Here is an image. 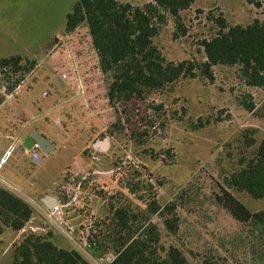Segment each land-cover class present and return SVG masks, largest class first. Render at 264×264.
<instances>
[{
	"label": "rangeland",
	"instance_id": "374dc122",
	"mask_svg": "<svg viewBox=\"0 0 264 264\" xmlns=\"http://www.w3.org/2000/svg\"><path fill=\"white\" fill-rule=\"evenodd\" d=\"M75 1L0 0V57L19 54L36 61L21 81L25 86L20 96L33 88L29 92L42 98L45 88L34 83L59 69L43 56L66 51L64 44L77 56L88 55V63L93 64L85 72L88 76L81 79L84 102L74 100L71 106L52 113L66 138L69 136L63 143L66 148L49 157L42 154L40 167L31 165L18 147L8 155V168L13 163L25 174L19 178L23 183L17 184L20 191L37 203L38 193L53 185L62 170L59 186L53 190L62 203L72 199L80 183L76 200L68 203L64 212L75 210L81 216L72 223L65 218L72 227H65L66 233L54 231L51 224L33 212L27 199L8 190L31 207L34 221L44 228L33 232L49 234L57 247L76 250L89 264H109L112 252L94 259L88 240L100 230L113 208L123 206L138 218L141 214L148 216L156 225L164 249L162 256L172 245L190 264H202L205 257L216 259L218 264H264V235L260 229L237 221L216 200L221 188H225V178L242 167L241 159L253 156L264 138V91L245 85L238 75L239 66L218 64L212 67V82L198 73L151 90L143 98L114 102L112 106L106 99L111 78L101 71L91 73L97 57L88 41L85 23L79 22L72 32L63 33L66 14ZM118 1L140 6L151 0ZM256 1L258 6L247 0H194L189 8L180 11L185 35L172 37L175 27L167 14V23L153 43L166 60L202 62L205 54L200 43L216 35V19L222 17L228 25H246L255 18L264 20V0ZM3 79L0 75L2 95ZM243 99L254 103L253 112L240 105ZM102 105L101 112L98 109ZM7 106L11 108L8 101ZM87 108L100 116L98 120ZM247 128L256 130L255 143L249 147L243 139ZM76 158L78 168H74ZM66 165L72 169L65 170ZM228 190L250 211L264 209V197L255 199L244 191ZM152 200L162 208L171 204L174 209L150 213ZM173 216L174 232L163 221ZM24 226L26 232L21 239L32 232ZM11 232L4 227L0 264H13V248L21 241L18 238L6 244Z\"/></svg>",
	"mask_w": 264,
	"mask_h": 264
},
{
	"label": "trees",
	"instance_id": "16d2710c",
	"mask_svg": "<svg viewBox=\"0 0 264 264\" xmlns=\"http://www.w3.org/2000/svg\"><path fill=\"white\" fill-rule=\"evenodd\" d=\"M258 6L256 0H247ZM194 0H151L143 5H132L118 0H77L66 14L65 31L72 32L79 22H84L91 44L98 57V66L111 80L106 90L108 104L143 98L151 90L163 89L183 77H196L199 73L213 81L212 67L218 64L239 66L238 75L250 87L264 91V20L257 18L246 25H228L222 17L216 19L218 32L212 38L202 40L205 60L195 62L184 59L177 62L166 60L153 43L167 14L172 18L175 31L173 38L186 33L180 11L190 7ZM36 61L22 55L0 58V75H3V95H8L20 85L25 74L32 71ZM240 105L253 112L252 101L239 100ZM253 128L243 131L247 147L255 143ZM242 167L225 178V188L216 195L217 202L237 221L259 228L264 235V209L252 212L228 189L244 191L250 197H264V138L252 157L241 159ZM170 212L174 206L166 205ZM155 200L149 203L150 213L163 209ZM31 207L0 187V234L3 226L20 230L30 219ZM162 215V214H161ZM165 226L176 231V218L164 217ZM100 230L89 238L90 254L100 259L112 252L109 264H190L180 251L170 245L165 252L160 246V234L148 216L133 214L120 206L111 210L110 216L100 225ZM13 264H89L76 250L57 247L49 234L27 233L15 245ZM216 259L205 257L202 264H218Z\"/></svg>",
	"mask_w": 264,
	"mask_h": 264
},
{
	"label": "crops",
	"instance_id": "0c3cea01",
	"mask_svg": "<svg viewBox=\"0 0 264 264\" xmlns=\"http://www.w3.org/2000/svg\"><path fill=\"white\" fill-rule=\"evenodd\" d=\"M63 33H66L65 27ZM63 36L66 35L62 34L61 37ZM88 41L91 43L90 35ZM64 46L65 48H67L64 52H57L53 53L52 55L47 54L46 56H43V59H45V61H49L50 64H54L59 69L56 72L54 71L55 73L51 70L54 74L51 73V75L46 76L45 79H39L34 83V85L41 84L45 88L41 93L42 98H38L36 94L29 92L33 90V88H31L29 91L26 90L25 93L20 96L18 93L25 86L24 82L18 85V87L12 93L6 95L4 101L0 103V158L3 156L4 151L8 149L9 145H13L14 148L18 147L25 154L22 141L25 139L26 136H28L31 132L35 130L43 134L53 145V149L48 154H45L47 155V157L52 156L56 150L66 148L67 144L63 143L66 139L68 140L69 136L68 138H66V135H64L62 131L63 129L61 130V128H59V124L57 123L56 119L52 117V113L55 114L57 112L56 110L63 106H71L74 100L75 103L84 102L82 101L84 98V92L82 94L83 85L81 81L83 80L82 77L88 76L89 73L85 74V72H87L90 68L89 66L93 64L88 63L89 59L86 58L88 55L82 54L81 56H77L73 53V51H70V49H68V46L66 44H64ZM95 56L97 57V54H95ZM95 64L96 68H92L93 71L91 73L94 72V74H97L100 71L98 66V57L97 62H95ZM49 91L53 92V95H51ZM64 92L66 94H64ZM7 101L10 104L11 108H8V106L5 107L7 105ZM79 106H81V104ZM87 109L89 110V112H92L93 110L90 108ZM98 110L102 112V110H104L103 105L102 107L100 106V109ZM94 113L95 112H92V114L98 120L100 116ZM101 114L102 113H99V115ZM45 117L49 118L44 119ZM51 123L57 124L58 126L53 127ZM61 144H63L62 147H60ZM42 154L44 153H40L39 162H33L27 156L29 159V163L31 165H38V167H40L39 165L42 163L43 160ZM78 164L79 162L76 158L74 161V168H78ZM71 167L72 166L66 165L64 169L71 170ZM62 175L63 170L60 173V177H58L57 181L53 185L48 186L47 188L43 189L40 193H38L37 200L39 199L40 201V198L42 196L48 194L55 196L56 199L60 201L59 197L55 192H53V190L55 187L59 186L60 178H62ZM23 176H25V174L23 172L18 171L13 163H11L8 168L7 156L5 158L4 163L0 167V177L3 178L9 184L15 186L20 191L21 189L18 187L20 185L17 184L23 183L22 180L19 179ZM11 181L14 183H12ZM35 203L36 206L33 207V212H35L39 216H42L45 221L51 224L55 229L54 231L57 230L65 233L64 230H62V227L49 216L48 211L44 208V206H42L40 203H37L36 201ZM64 216L65 218H67V220L72 223L78 221L81 215L75 212V210H72L65 212ZM34 218L35 217L31 214L30 219L25 223V225L29 227L32 233H34L33 231L37 229L44 230L43 227H41L37 224L36 221H34ZM4 227L8 226H3L2 232L4 231ZM25 227L26 226H23L20 230H13L9 227L12 232L9 234V238L7 236L6 244H8L10 241L13 242L16 239L20 238V236L24 232H26ZM2 232L0 234V244L2 240Z\"/></svg>",
	"mask_w": 264,
	"mask_h": 264
},
{
	"label": "built area",
	"instance_id": "2783aa9c",
	"mask_svg": "<svg viewBox=\"0 0 264 264\" xmlns=\"http://www.w3.org/2000/svg\"><path fill=\"white\" fill-rule=\"evenodd\" d=\"M13 145H9L8 149H6L4 151L3 156L0 158V167L1 165L4 163L5 158L11 153V150L13 149ZM24 152L25 154L33 161V162H39L40 160V153L42 152L40 150V148L38 146H33L30 149H27L24 147ZM0 187L6 189L7 191H11L13 193H16V195H18L20 198H24L27 199L26 196H24L15 186L9 184L8 182H6L3 178L0 177ZM75 195L72 197V199L69 200V202L67 203H62L61 201L57 200V203L51 208H47L45 207L41 202L40 204L42 206H44V208L48 211L49 216L54 219L61 227L62 230H65V227H68L70 230H72V227L70 226V224L66 221L65 219V212H64V208L66 207V205L74 200H76L77 195L79 193L80 190V183L77 184L76 189H75ZM27 203L32 204L33 207L36 206V203L33 199H27L26 200ZM67 230V229H66ZM64 231L65 233L68 231ZM85 244V243H84ZM110 259V258H108ZM113 259V256L111 258V260Z\"/></svg>",
	"mask_w": 264,
	"mask_h": 264
},
{
	"label": "water",
	"instance_id": "95a60500",
	"mask_svg": "<svg viewBox=\"0 0 264 264\" xmlns=\"http://www.w3.org/2000/svg\"><path fill=\"white\" fill-rule=\"evenodd\" d=\"M22 145L27 149L38 146L44 154H48L53 149L52 143L36 130L25 137L22 141ZM40 202L45 207L51 209L57 203V199L55 196L46 194L40 198Z\"/></svg>",
	"mask_w": 264,
	"mask_h": 264
}]
</instances>
